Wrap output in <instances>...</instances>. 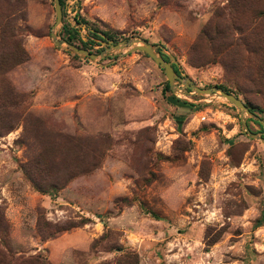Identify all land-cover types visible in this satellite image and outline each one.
<instances>
[{
	"label": "rangeland",
	"instance_id": "1",
	"mask_svg": "<svg viewBox=\"0 0 264 264\" xmlns=\"http://www.w3.org/2000/svg\"><path fill=\"white\" fill-rule=\"evenodd\" d=\"M62 3L59 41L147 42L264 123V0ZM54 22L53 0H0V260L264 264V146L240 110L142 52L58 48Z\"/></svg>",
	"mask_w": 264,
	"mask_h": 264
},
{
	"label": "water",
	"instance_id": "2",
	"mask_svg": "<svg viewBox=\"0 0 264 264\" xmlns=\"http://www.w3.org/2000/svg\"><path fill=\"white\" fill-rule=\"evenodd\" d=\"M53 4L55 9V22L51 28L52 33L50 37L56 47L60 48L64 44L75 54L89 58L93 61H95L97 58H104L105 54L111 51H122V52L124 51L125 54H129L135 51L142 52L147 57H149L159 68L163 70V73L166 77L170 89L173 90V87L179 88L178 86L174 85V83L180 81L186 89L192 91L197 95L205 96V95L218 94L220 97L230 102L234 107L238 108L240 110L239 120L243 133H245V135L251 139L259 140L264 146V123L255 114L251 113L243 102L235 98L232 94L225 93L222 89L216 87H212L208 89H200L196 87L189 79H182L177 74H175L173 70L172 67L173 58L170 55L164 53L163 54L157 53L156 48L150 45L149 43L144 41H137V40H128L125 44L122 43L114 44L112 42H108L107 48L96 55L90 53L85 49H78L73 45L68 44L65 41H59L55 34V30L61 23V19H62L61 6L59 0H53ZM244 115L256 121L259 124V126L262 128L263 130L262 133L255 134L250 132L247 127L246 120L243 118Z\"/></svg>",
	"mask_w": 264,
	"mask_h": 264
},
{
	"label": "trees",
	"instance_id": "3",
	"mask_svg": "<svg viewBox=\"0 0 264 264\" xmlns=\"http://www.w3.org/2000/svg\"><path fill=\"white\" fill-rule=\"evenodd\" d=\"M59 3H60V6L63 7V3H62V0H59ZM75 21V24L78 25L79 24V21L77 19V17L74 19ZM82 22V21H81ZM85 24H87L85 22ZM88 26V25H87ZM63 30L64 31H68L66 28L63 27ZM72 30V29H71ZM69 33V32H68ZM88 35L90 37H92L94 40H97L99 42H104V41H107V42H112L114 44L118 43V40L109 32H105V31H100L99 29L97 28H88ZM78 36V33H77V30L76 29H73L71 31V33L68 34V39L67 41L70 43L72 42V40L74 39L75 36ZM80 40V44L82 45L83 49H87L88 51L91 50V44H90V39H87L86 42L82 41L81 39ZM99 50H97L96 52H98ZM101 51V50H100ZM99 51V52H100ZM173 67V70L175 72V74H177L179 76V72H178V69L176 68V66L172 65ZM166 87H168V83H166ZM216 88H219V89H222L225 93H229L224 87L222 86H216ZM230 94V93H229ZM246 106V105H245ZM247 107V106H246ZM247 109L253 113L254 112V109L253 108H248ZM39 192H44L42 190L39 189ZM42 231L40 230V233ZM10 254H7L6 256H3L5 257L6 259L5 260H0V264H17V262H20V264H42L41 260L39 257H31V258H28V259H25L23 261H19L17 260L14 256H8ZM2 257V256H1Z\"/></svg>",
	"mask_w": 264,
	"mask_h": 264
}]
</instances>
